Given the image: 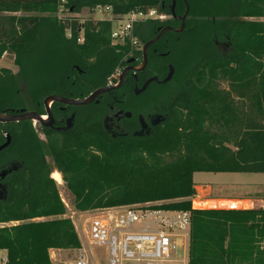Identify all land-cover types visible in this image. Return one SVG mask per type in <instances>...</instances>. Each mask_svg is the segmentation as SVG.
<instances>
[{
    "label": "trees",
    "instance_id": "1",
    "mask_svg": "<svg viewBox=\"0 0 264 264\" xmlns=\"http://www.w3.org/2000/svg\"><path fill=\"white\" fill-rule=\"evenodd\" d=\"M166 2L172 5L67 0L73 17L65 19L58 16L61 0H0V60L14 57L19 70L0 67V112L44 115L47 97H85L142 55L130 43H113L112 20L81 23L84 10L110 8L112 19L148 10L168 16ZM187 3L193 20L186 33L195 39L184 54L190 84L168 96L167 119L151 135L112 139L103 129L104 111L91 106L69 132L44 129L45 139L31 121L0 128L11 137L6 157L18 166L0 202V224L18 223L0 227L7 264H51L50 249L80 246L72 221L63 218L68 210L53 170L77 212L156 202L191 212L189 264H264V209H196L192 203L195 174H264V0ZM177 4L183 14V0ZM162 23H140L135 35ZM216 36L232 44L224 58L213 45Z\"/></svg>",
    "mask_w": 264,
    "mask_h": 264
},
{
    "label": "built area",
    "instance_id": "2",
    "mask_svg": "<svg viewBox=\"0 0 264 264\" xmlns=\"http://www.w3.org/2000/svg\"><path fill=\"white\" fill-rule=\"evenodd\" d=\"M61 3L60 18L69 14L67 0H61ZM96 11L110 13L111 10L99 7ZM165 18L157 10H148L135 11L117 19H112L111 15L107 20L113 21L111 37L114 44L130 43L137 48L136 25ZM120 72L117 70L110 80L116 79ZM159 205L161 202L73 212L72 216L76 218L69 219L80 246L71 250L50 249L51 264H97L93 248L103 250L102 264H105L104 256H107L108 264H189L192 213L158 208ZM16 224H0V227ZM61 254L65 255V259L59 258ZM7 262V256L0 258V264Z\"/></svg>",
    "mask_w": 264,
    "mask_h": 264
},
{
    "label": "flooded vegetation",
    "instance_id": "3",
    "mask_svg": "<svg viewBox=\"0 0 264 264\" xmlns=\"http://www.w3.org/2000/svg\"><path fill=\"white\" fill-rule=\"evenodd\" d=\"M183 2L186 7V10L183 14H177L176 12L178 6L177 0H172V5L166 2L164 3L165 9L171 11V14H168V16H166V18L162 20V24H148L147 27L145 26L146 28H143L140 37H138L137 44V48L140 52H142V55H140L139 57H134L130 61H128L126 66L121 69V72L116 79L110 80L114 75L113 74L108 80L107 87H115L121 85L119 88L102 94L93 103L86 106H67L58 102L52 103L50 105V109L52 118L54 120V125L52 128H47L37 123L41 126V132H38L40 137L45 139L44 129H52L60 134L71 131L76 126L79 119L82 118L83 120L85 118V114L88 109L87 107L90 106L102 109L104 111V117L102 120L103 129L105 133L112 139L119 140L134 137V134L140 132L142 130V127L144 126L146 129L144 132L145 136L151 135L156 128L152 125V121H154L153 118L162 115L167 119L170 104L161 109L151 107L148 111H145L144 107L141 104L143 103V101L141 100L148 94L149 90L152 87L167 88L176 81L177 69L176 63L174 61L173 48L177 45H179V47L188 48L190 47V44L195 41V39L187 37L188 34L186 33L189 21L193 20L191 19V17H189V15L186 19L184 30L181 32L177 31L183 24V18L189 6L187 0H183ZM213 22L215 23L216 19H213ZM229 43L231 42L228 37H223V39H221L216 36L213 40L215 50L223 58L232 51V44L231 47L225 48V44ZM219 48L225 49L226 51L221 54L218 51ZM171 67L174 70L172 80L167 84H160L159 82L164 81L170 74ZM123 74L124 77L121 83ZM154 78H157L159 82H152L145 92L138 94L139 91L145 86V84L149 80H152ZM180 84H186L187 86H189L190 80L188 76H185L180 81ZM91 94L92 93L79 99L87 98ZM67 99L73 100L76 98ZM45 100L43 102V109L45 111V114H47ZM145 103H148V101H146ZM12 110L18 111L23 109L9 108L2 110L0 113L11 114ZM32 111L38 113V111L36 110ZM72 117H74V120L72 122L73 127L70 130H67L65 132H58L56 130L58 128L67 127L68 120ZM106 119H108V131L105 128ZM8 124L12 123L0 122V128L3 129V127L7 126ZM1 135L4 136V138L1 137ZM8 138H10L11 140L10 135L6 131H0V202H5L7 200L9 177L14 171H17L18 169L15 161L6 157L7 149L10 146L11 142L8 147L2 148L8 142Z\"/></svg>",
    "mask_w": 264,
    "mask_h": 264
},
{
    "label": "rangeland",
    "instance_id": "4",
    "mask_svg": "<svg viewBox=\"0 0 264 264\" xmlns=\"http://www.w3.org/2000/svg\"><path fill=\"white\" fill-rule=\"evenodd\" d=\"M111 18V13L109 12H91L89 10H84L81 15L78 16L81 23H85L89 20H107ZM65 19H71L73 16L71 14L63 15ZM148 24L146 25V27ZM145 27V28H146ZM83 38V37H82ZM81 38V39H82ZM186 48L179 47V45L174 46L173 54H174V61L176 63L177 69V77L176 81L173 82L167 88H158L152 87L148 94L141 100L143 101L142 106L144 107L145 111H148L151 107L157 108L162 105V107H166L169 103V95H175L178 91L187 87L186 84H180V81L187 76V72L189 69L186 60L184 59ZM0 67L10 69L14 74H18L19 70L14 64V57L11 56H4L0 60ZM191 67V66H190ZM148 101V103H145ZM84 115V114H83ZM33 127L40 131L41 126L33 122ZM41 132V131H40ZM51 162V159L48 158ZM53 168V166H52ZM56 170H53V174L56 173ZM59 173V172H58ZM62 178V175H61ZM194 182L199 185L203 186L204 188L211 187L212 188V197L217 198H233L238 200H249L253 201H261L264 200V174H207V173H200L196 174L194 177ZM58 184V182H57ZM59 190L61 193V197L63 198L64 202L68 205L70 209L68 213L63 218H71L74 217L73 212H77L74 207L72 206L73 197L68 192L65 183L61 181V184H58ZM203 199V198H201ZM200 199V200H201ZM261 205V204H259ZM258 204H254L253 207L259 209ZM251 207V209L253 208ZM225 209H232V208H225ZM241 209V208H240ZM248 209V208H243ZM76 218V216L74 217ZM77 221V219H76ZM93 255L95 256V262L97 264H102L101 258L103 254V250L99 248H93ZM7 253L5 251L0 250V258L6 257ZM60 259H65V255H59ZM103 259L105 260V264H108L107 256H104ZM67 260V259H66ZM65 260V261H66Z\"/></svg>",
    "mask_w": 264,
    "mask_h": 264
},
{
    "label": "water",
    "instance_id": "5",
    "mask_svg": "<svg viewBox=\"0 0 264 264\" xmlns=\"http://www.w3.org/2000/svg\"><path fill=\"white\" fill-rule=\"evenodd\" d=\"M189 12H190V7L188 6L187 12H186V14H185V16L183 18V24H182L181 28L178 29L177 31L181 32V31L184 30L185 24H186V19H187L188 15H189ZM172 13H173V10H172ZM228 47H231V43L225 44V48H228ZM218 51L221 54H223L226 50L219 48ZM173 75H174V70L171 67V72H170V74L168 75V77L164 81L159 82V80L157 78L149 80L145 84V86L139 91L138 94L145 92L148 89L149 85L152 82H154V81H157L160 84H167L168 82H170L172 80ZM123 77H124V74L122 75L121 83H122ZM120 86L121 85H118V86H115V87H106V88L99 89V90L95 91L94 93H92L89 97L84 98V99H73L72 100V99H67V98H63V97H60V96H50V97H48L45 100V106H46L47 114L41 115V114H39V113H37L35 111H27L25 109L18 110V111L12 110L11 114H9V113H0V122L1 123H8V122L9 123H13V122L31 121V122H34L36 124L39 123V124H41L44 127L52 128L53 125H54V120L52 118L51 109H50V105L52 103L58 102V103H61V104L67 105V106H86L88 104L93 103L102 94L110 92V91H112V90H114L116 88H119ZM14 113H16V114H14ZM45 116H47L48 119H44ZM153 119H154V121H152V125L154 127H157V126L161 125L162 123H164L166 121V117H164L162 115L156 116ZM73 120H74V117L70 118L68 120L67 127L58 128L56 130L58 132H65L67 130H70L73 127V123H72ZM107 121H108V119L105 120V128L108 131L109 126L107 124ZM145 130H146L145 126L142 127V130L140 132L135 133L134 137H144L145 136V134H144ZM148 134H149V132H148ZM10 142H11V140H10V138H8V142L2 148L8 147Z\"/></svg>",
    "mask_w": 264,
    "mask_h": 264
},
{
    "label": "bare ground",
    "instance_id": "6",
    "mask_svg": "<svg viewBox=\"0 0 264 264\" xmlns=\"http://www.w3.org/2000/svg\"><path fill=\"white\" fill-rule=\"evenodd\" d=\"M46 117H44L45 119ZM52 178L61 184L62 178L61 174L56 172L52 175ZM255 203L253 201H237V200H206L201 203V208L203 209H240L248 208L251 209Z\"/></svg>",
    "mask_w": 264,
    "mask_h": 264
},
{
    "label": "crops",
    "instance_id": "7",
    "mask_svg": "<svg viewBox=\"0 0 264 264\" xmlns=\"http://www.w3.org/2000/svg\"><path fill=\"white\" fill-rule=\"evenodd\" d=\"M198 174H200V173H198ZM196 191H197V195H196V197L194 199H192V201L194 202V207L196 209H203V208H201V203L203 201H206V200H237V201H249L247 199L246 200H238V199H233V198H217V199H215V198L212 197V188L211 187L204 188L203 186H199L197 184H196ZM201 198H203V199H201ZM255 203L258 204V205L261 204V205H259L260 206L259 209H261V207L264 205V200L255 201ZM241 209H243V208H241ZM252 209H258V208L253 207Z\"/></svg>",
    "mask_w": 264,
    "mask_h": 264
},
{
    "label": "clouds",
    "instance_id": "8",
    "mask_svg": "<svg viewBox=\"0 0 264 264\" xmlns=\"http://www.w3.org/2000/svg\"><path fill=\"white\" fill-rule=\"evenodd\" d=\"M46 119H48L47 116H46Z\"/></svg>",
    "mask_w": 264,
    "mask_h": 264
}]
</instances>
